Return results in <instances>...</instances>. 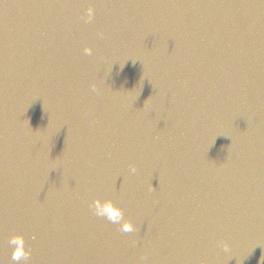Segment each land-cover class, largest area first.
I'll return each mask as SVG.
<instances>
[{"label":"water","instance_id":"95a60500","mask_svg":"<svg viewBox=\"0 0 264 264\" xmlns=\"http://www.w3.org/2000/svg\"><path fill=\"white\" fill-rule=\"evenodd\" d=\"M201 261L264 264V0H0V264Z\"/></svg>","mask_w":264,"mask_h":264},{"label":"clouds","instance_id":"9594fccd","mask_svg":"<svg viewBox=\"0 0 264 264\" xmlns=\"http://www.w3.org/2000/svg\"><path fill=\"white\" fill-rule=\"evenodd\" d=\"M94 16V9L89 8L88 10V20L90 21ZM86 52L91 53V49H85ZM135 171V168H133ZM97 214L107 216V218L113 222H118L123 217V212L117 208L111 201L105 202L103 206H100V202L97 201ZM123 232H132L134 231V226L131 222H125L121 228ZM9 243L14 245V249L11 254V259L13 261H27L31 256V249L26 247V239L23 234H16L11 236ZM228 245L225 244V248ZM201 264H207V261H201Z\"/></svg>","mask_w":264,"mask_h":264}]
</instances>
